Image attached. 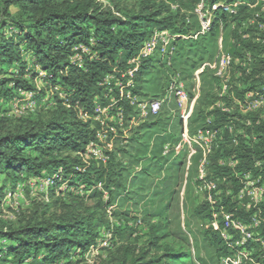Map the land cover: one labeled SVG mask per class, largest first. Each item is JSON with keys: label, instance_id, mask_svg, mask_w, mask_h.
Returning <instances> with one entry per match:
<instances>
[{"label": "trees", "instance_id": "1", "mask_svg": "<svg viewBox=\"0 0 264 264\" xmlns=\"http://www.w3.org/2000/svg\"><path fill=\"white\" fill-rule=\"evenodd\" d=\"M195 4V0H0V207L8 192L31 193L34 188L41 193L40 198L20 203L14 219H0V264H80L98 245L101 253L92 264H195L184 249L189 241L172 217L187 149L175 156L161 154L165 144L179 142L180 121L175 117L173 127H168L169 107L137 125L127 138L118 130L105 165L95 159L86 165L80 157L102 127L93 118L95 106L110 103L108 86L114 80L105 84L104 77L119 76L154 30L176 36L171 66L156 54L143 59L134 79L136 94L161 96L169 74L180 72L192 97L187 81L215 56L222 26L224 48L243 63L237 67L234 97L242 100L246 91L264 95V41L240 36L257 32L248 22L254 11L242 8L235 16L218 11L210 31L193 38L189 36L199 31ZM216 87V78L204 70L188 122L191 135L197 127L218 130L206 178L225 190L237 187L233 172L250 170L253 177L260 173L264 182V105L242 114L229 95H218ZM22 91L33 94L32 108L21 109ZM14 103H19V111H13ZM231 155L238 160L232 172L219 163ZM200 157V150L191 157L182 207L190 204L193 215L207 224L200 234L209 260L199 256L197 239L194 258L211 264L228 251L208 226L212 209L193 197ZM138 164L141 170L134 173ZM81 167L83 171L78 170ZM128 175L134 184L143 177L152 179L141 201L130 196L136 190L124 185ZM117 191L138 206L141 217L130 216L129 211L109 212ZM221 199L226 211L239 209L228 198Z\"/></svg>", "mask_w": 264, "mask_h": 264}, {"label": "built area", "instance_id": "2", "mask_svg": "<svg viewBox=\"0 0 264 264\" xmlns=\"http://www.w3.org/2000/svg\"><path fill=\"white\" fill-rule=\"evenodd\" d=\"M195 1L193 12L199 23V31L189 37L196 38L199 34L203 35L209 32L216 12L220 11L235 16L238 15V11L244 8L247 11H254L252 16L248 18V22L250 26H254L253 28L257 32L240 33L241 38L253 37L256 42L264 41L262 38L264 37V21H261V19H264V0ZM172 8H175V6H172ZM175 39L176 36L170 34L167 30H154L143 43L138 54L129 59L128 67L124 71H119V76L109 74L104 77L105 84L114 80L113 86H108L111 93L110 103L95 106L93 118L99 121L102 127L81 151L80 157L86 165L89 164L90 159H95L97 163L105 165L109 160L110 152L114 149V141L118 135V130L122 132L121 135L124 138H127L133 128L151 117L158 116L162 109L168 106L170 116L177 117L180 121L179 142L176 147H172L173 145L169 143L165 144L162 147L161 154L168 156L175 150V154H173L175 156L183 148L187 149L184 193L191 157L197 150H200L201 157L197 175L194 179V193L199 195L201 201L208 204L212 209L208 226L218 234L228 251L227 254L220 257L218 264H264V182L261 181V174L259 173L253 177L250 170L241 173L233 172L232 176L236 178L237 187L225 190L218 188L215 180L206 178L208 155L220 138L218 130L206 126L198 129L192 135L188 131V122L199 94L200 76L204 70L210 72L216 78L217 87L215 90L219 96L229 95L234 102L236 101L237 106L243 103L247 112L262 107L264 105V95H258L254 91H246L242 100L234 97L233 86L238 85V83L235 82L234 84L232 82L233 68L236 77H240V71L237 67L243 63L224 48V30L222 26H220L215 56L212 60L203 62L193 72L192 79L195 81V86L191 91L192 97L188 94L186 83L182 80L180 72L169 74L168 85L161 96L150 98L136 94L134 92L136 88L134 79L141 61L156 54L167 67L171 66ZM232 42L236 41L232 39ZM77 60H80V58L77 57ZM246 61L251 62V58L246 56ZM249 71L250 68L246 70V74ZM21 94L24 95V103L20 104L21 109L32 108L35 104L32 98L33 94L23 91ZM115 95L118 96V99L115 98ZM125 105L128 106L129 110L124 108ZM13 111H19V103L13 104ZM112 122L117 126L111 124ZM219 163L230 168L232 172L238 160L234 155H231L221 158ZM78 170L83 171L84 167L78 168ZM140 170V164L134 167V173ZM44 183L45 185L48 184L47 181H44ZM96 188L102 190L101 183H97ZM14 194L9 192L6 197L11 198ZM223 196L228 198L230 203H235L239 209L236 212L226 211L225 206L221 204Z\"/></svg>", "mask_w": 264, "mask_h": 264}, {"label": "rangeland", "instance_id": "3", "mask_svg": "<svg viewBox=\"0 0 264 264\" xmlns=\"http://www.w3.org/2000/svg\"><path fill=\"white\" fill-rule=\"evenodd\" d=\"M234 70L235 69L233 68V75H232L233 80H232V82L235 84V79L239 78V77H236ZM187 84L189 86L188 88L190 89V91H192L193 87L195 86V81L192 78L190 80L188 79ZM199 95H200V88H199L198 97H199ZM197 98H196V100H197ZM196 100H195V104H196ZM235 103H236V101H235ZM166 107H168V106H166ZM237 107H238V110L240 113L244 114L247 112L243 103H240V106H237ZM11 112L13 113V111H11ZM174 119L175 118L171 117V120H168L169 121L168 127H170V125H171V128L173 127ZM200 128L197 127L195 129L194 133ZM230 129H231V126H229V131H230ZM188 131H189V127H188ZM218 142H219V140H218ZM177 144L178 143L173 144L172 147H176ZM174 151H173V154H175ZM212 151H213V149L211 150V152L209 153L208 156L211 155ZM185 169L186 168L184 165V172H185ZM184 176H185V173H184ZM126 177H127V179L123 181L126 188H128L129 190L132 189V191L133 190L137 191L136 192L137 195L135 193L130 192V196H133V197L135 196L139 200H140V198L141 199L145 198L148 191H150V189H151L152 179L145 178V177H143L142 179H137L135 181V184H136L135 185L133 183V179H132L131 175L130 176L128 175ZM132 183L134 185H132ZM183 184H184V180L181 181V183L178 187L177 196L174 199L173 209H172L173 210L172 217H173V220L175 222V224H174L175 227L178 229L180 228L189 241V244L185 245L184 249L189 251L192 254V258H191L192 261L195 264H199L198 261H196L194 258V257H196V254H197V248L194 246L196 243V239L198 240V243H199V256L205 258L206 260H209V258L205 254V249H204V246L202 243L203 237L200 234L204 230V228L206 227L207 224L206 225L202 224V221H200L198 219V217H196V215H193V213L191 211L192 208L189 206L190 204L188 205L187 209L182 207V203H184V201H183V199H184ZM40 194L41 193L39 191L34 190V188H33L31 193L30 192L26 193L25 191H22V193H20V192L15 193L14 196H12L11 198L6 197L7 202L3 201L4 203H2V206L0 207V219H14L16 217L17 213L19 212L18 206L20 205V203H22V202L24 204L29 203L30 200L33 198H40L41 197ZM112 195H113L112 202L107 207V209H109V212L111 214H113L115 212L119 214V213H122L123 211H129L130 216H133V217H139L140 216L141 217L138 206L137 205L135 206L132 200L125 201L124 200V194L121 193V191L114 192ZM109 196L110 195H108V193H107V197L106 198L104 197V200H107L109 198ZM193 197H194V200L196 199V202H201V197L199 195L194 193ZM110 207H111V209H110ZM185 221H189L190 225L186 226ZM99 241L103 245L106 243V240H99ZM98 249H100V245H98L96 248L92 249V251L86 252V254L83 256V258H85V260H84V262H82L80 264H92L93 258L96 257V255H99L101 253L100 251H98ZM211 264H218L217 258H214L213 261L211 262Z\"/></svg>", "mask_w": 264, "mask_h": 264}]
</instances>
